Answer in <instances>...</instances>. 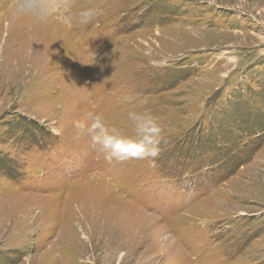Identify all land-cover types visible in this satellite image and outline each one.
I'll use <instances>...</instances> for the list:
<instances>
[{"label": "rangeland", "instance_id": "obj_1", "mask_svg": "<svg viewBox=\"0 0 264 264\" xmlns=\"http://www.w3.org/2000/svg\"><path fill=\"white\" fill-rule=\"evenodd\" d=\"M0 264H264V0H0Z\"/></svg>", "mask_w": 264, "mask_h": 264}, {"label": "clouds", "instance_id": "obj_2", "mask_svg": "<svg viewBox=\"0 0 264 264\" xmlns=\"http://www.w3.org/2000/svg\"><path fill=\"white\" fill-rule=\"evenodd\" d=\"M128 118L133 122L135 138L121 136L116 129L109 128L101 115L92 117L90 122L76 120L73 125L78 135H87L94 148L104 153L107 162L148 161L154 168L164 142L158 118L148 112H129Z\"/></svg>", "mask_w": 264, "mask_h": 264}, {"label": "bare ground", "instance_id": "obj_3", "mask_svg": "<svg viewBox=\"0 0 264 264\" xmlns=\"http://www.w3.org/2000/svg\"><path fill=\"white\" fill-rule=\"evenodd\" d=\"M262 2V1H261ZM261 2H260V4H261ZM262 5V4H261Z\"/></svg>", "mask_w": 264, "mask_h": 264}]
</instances>
